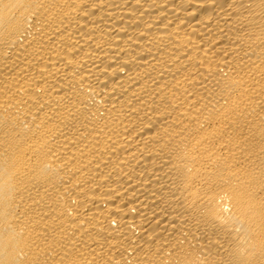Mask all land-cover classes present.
<instances>
[{
    "label": "bare ground",
    "instance_id": "obj_1",
    "mask_svg": "<svg viewBox=\"0 0 264 264\" xmlns=\"http://www.w3.org/2000/svg\"><path fill=\"white\" fill-rule=\"evenodd\" d=\"M0 264H264V0H0Z\"/></svg>",
    "mask_w": 264,
    "mask_h": 264
}]
</instances>
